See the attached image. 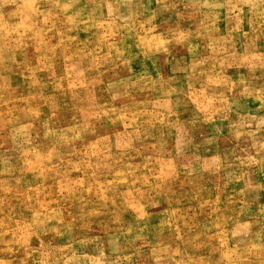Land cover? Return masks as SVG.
I'll return each mask as SVG.
<instances>
[{
	"label": "rangeland",
	"instance_id": "374dc122",
	"mask_svg": "<svg viewBox=\"0 0 264 264\" xmlns=\"http://www.w3.org/2000/svg\"><path fill=\"white\" fill-rule=\"evenodd\" d=\"M0 264H264V0H0Z\"/></svg>",
	"mask_w": 264,
	"mask_h": 264
}]
</instances>
